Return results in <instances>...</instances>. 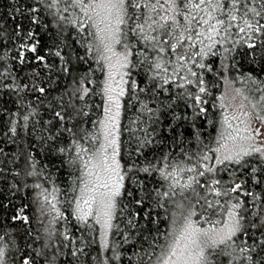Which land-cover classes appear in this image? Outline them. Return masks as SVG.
<instances>
[{
  "label": "snow or ice",
  "instance_id": "1",
  "mask_svg": "<svg viewBox=\"0 0 264 264\" xmlns=\"http://www.w3.org/2000/svg\"><path fill=\"white\" fill-rule=\"evenodd\" d=\"M16 11L21 17L27 16L30 24L45 32L48 25L41 23L40 16L47 13L51 17L50 22L55 25V36L49 34L51 44L42 43L40 33L31 29L22 31V24L17 23L12 31L23 42L16 48V56L12 59L21 66L34 64L35 67L25 79L21 69H16V73H20L17 75L6 63L0 64V91L8 90L15 94L17 100L23 99L20 96L23 91L37 93L36 100L43 102L42 98L51 94L52 85L51 79L43 83L39 69H46L49 77L53 70L69 76L76 63L88 65L90 59H95L97 63L107 62L108 81L102 91L108 107L104 109V119L99 121V131L93 134L97 144L87 160L81 159L83 166L89 170V176L93 175L90 166L102 169L107 175L101 181L99 174H96L94 187L85 191L88 189L85 183L84 188L79 190L78 198L70 202L75 205L72 215L77 221L87 224L89 217H92L100 226L102 233L98 242L103 249L111 252L114 245L110 243V236L114 229L117 233L121 232L119 224L113 221L118 198L124 197L130 198L129 202L137 206H142L148 197H153L161 208L164 207L162 201L168 200L180 209L179 217L173 213L174 227L165 236V243H155L159 240V237H155L149 244L154 251L144 252L141 257L144 264H216L221 255L228 256L230 260L234 258L233 252L227 251L233 237H246L252 230L264 236V218L252 212L249 214L252 219L246 223L244 213L248 212V208L242 199L248 197L250 204L264 199L252 191V188L264 185V131L261 127L253 128L251 124H246L244 135L241 136L239 131L235 135L228 134V138L233 141L239 137L242 141L253 143L233 144L229 149L224 133H221L218 141L220 146L216 149L209 148L206 152L192 155L181 149L183 159H176L166 153L149 160L144 155V149L153 143L149 138L151 133L132 121L133 126L125 128L128 133V140L124 144L127 159L123 164L117 159L121 152L119 116L125 95H128L129 103L139 100L140 93L150 95L155 102L161 93L180 89L175 92L173 99L191 101L188 106L193 109V115L200 116L207 111L202 106L207 104L204 96L208 94L203 76L205 72L211 71L210 63H206L210 57L234 60L233 54L239 50L240 55L253 60L256 57L264 59V0H33L23 11L19 7ZM12 19L16 20V17ZM69 27L72 29L71 35L68 34ZM0 43H3L2 35ZM115 45H120V53L115 51ZM78 48L83 49V55ZM245 48L247 52L243 51ZM28 53L31 55H26ZM50 57L59 58V64L51 63ZM113 57H117L115 64L112 62ZM4 60V55L0 53V61ZM138 66H143L146 87L137 84L132 77V72ZM91 72L89 66L73 78L66 102L62 95L52 96V101L46 105L51 112L46 125L52 126L51 131L47 127L44 129L43 139L46 143L56 145V141L65 133L74 146L78 145L77 137L81 140L89 138L83 123L75 131L69 125L78 120L83 121L88 116L85 98L92 93ZM117 75L119 80H116ZM126 84L129 85L127 92L124 87ZM74 101H79V105ZM139 103L138 111L150 114L140 122L141 125L150 124L156 119L159 109L150 108L143 101ZM34 114L29 112L22 116L21 129L27 127V122ZM256 119L264 126V115L257 113ZM93 123L95 126L96 122ZM225 123L231 128L227 117ZM16 133L17 127L10 124L3 134L9 136ZM179 135L177 133L174 137L177 142ZM49 151L63 153L66 149L56 145L55 148L50 147ZM85 151L88 150L81 147L76 151V156L80 157V153ZM3 152L4 149L0 147V154ZM208 152L213 155H208ZM141 172L146 175L157 173L163 182H167L166 186L162 183L160 187L145 190L137 179ZM185 174L186 179L180 183L176 177ZM35 187L39 188L40 185ZM44 192L41 193L40 214L46 213L44 203H47L57 216H62L52 204L56 197L51 196L50 199ZM72 192H77V189L73 188ZM177 195L181 197L180 201L175 200ZM93 204L96 205L95 213ZM197 210L201 219L209 213L219 217L215 221L211 217L205 221L212 223V228L196 226L192 217L197 215ZM139 215L135 213L126 219L125 227L130 233L137 229ZM11 219L28 226L27 216L17 214ZM216 224L222 226L216 228ZM133 234L140 233L136 231ZM26 235H32L30 226ZM61 235L68 242L64 247L74 243L71 236ZM48 236L51 238L50 232ZM143 239L147 240L148 237ZM124 240L131 242L132 236L124 234ZM3 241L4 235H0V264H4L6 255ZM48 246L44 245L45 248ZM258 246L260 252H264V240L239 247V258L244 264H264V259H258ZM13 247L19 264H36V258L42 255L37 252L36 257H33L30 244L27 254L24 249L17 247L15 241ZM83 254L82 247L70 251L72 257ZM119 258L118 255H111L108 260Z\"/></svg>",
  "mask_w": 264,
  "mask_h": 264
},
{
  "label": "trees",
  "instance_id": "2",
  "mask_svg": "<svg viewBox=\"0 0 264 264\" xmlns=\"http://www.w3.org/2000/svg\"><path fill=\"white\" fill-rule=\"evenodd\" d=\"M32 2L33 0H0V35L3 36V43H0V53L5 57V60L0 61V64L6 63L14 73H16V69H21L25 79L35 65L21 66L12 59L16 56V48L23 42L12 31L15 25L21 23L22 31L31 29L40 33L39 38L45 44H51V37L55 36V25L50 22L51 17L47 13L40 16L41 23L48 25L46 32L42 28L30 24L27 16L21 17L17 13L18 7L23 11L24 7ZM13 16L16 17V20L12 19ZM71 33L72 29L69 27L68 34L71 35ZM77 50L83 55V49L78 48ZM243 51L247 52L248 50L245 48ZM26 55L30 56L31 54ZM233 55L234 60H223L222 57L217 56L210 57L206 61L211 65V71L205 72L203 76L204 86L207 88L208 94L204 96L207 104L202 106L207 111L200 116L193 115V109L188 106L191 101L173 99L175 92L181 91L180 89H176L175 92L170 89L168 93H161L155 102L150 95L140 93L139 100H132L129 103V97L125 95L121 101L119 126L121 152L118 158L121 163L123 164L124 160L127 159L124 144L128 140V133L125 128L133 126L132 121H136L137 125L145 127L151 133L149 138L153 143L144 149V155L149 160L166 153L176 159H183L181 149L192 155L206 152L209 148L218 147L220 135L225 129V115L220 106V96L224 92L226 82L230 81L241 90L249 92L253 88L258 90L264 88V59L256 57L253 60L240 55L239 50ZM50 62L58 65L59 58L50 57ZM89 66L92 68L91 79L93 83L90 86L92 93L85 98L88 104V116L83 118V121L78 120L75 124L69 125L75 131L77 126L83 123L89 138L81 140L77 137L78 145L74 146L70 144V137L65 133L56 141V145L65 148L66 151L63 153L49 151L50 147L55 148L56 145L46 143L43 139L44 129L47 127L51 131L52 127L46 125V121L51 116L46 105L52 101V96L62 95L66 102L69 99L67 93L71 92L73 78L78 77ZM39 72L43 78V83H47L51 79L52 85L51 94L47 98H42L43 102L36 100L37 93L23 91L20 93L23 99L17 100L15 94L9 93L8 90L0 91V147L4 149L3 154H0V235H4L3 244L6 245L4 264H19L13 241L17 247L25 250V254H27L29 244L33 250V257H36L37 252L42 253L36 258V264H144L141 259L144 252L154 251L153 248L149 247V244L154 241L155 237H159L155 243L164 244L165 236L174 227L172 225L173 213L177 217L180 214V209H177L170 201H162L164 207L161 208L156 204L153 197H148L142 206L130 203V198L127 197L118 198L116 218L113 223L119 224L121 232L117 233L115 229L113 230L110 243L114 245V248L111 252L103 249L98 242L100 238L97 225L91 224L90 221L84 224L77 221L72 215V209L75 206L70 202L77 196V192H72V189H78L80 178L76 151H79L81 147L88 149L93 145V141L96 140L93 134L98 128L99 121L104 117V109L107 107V101L102 91L106 79L103 64L97 63L95 59H90L88 65L76 63L73 65L72 74L69 76H64L53 70L49 77L47 70L43 68L39 69ZM16 74L19 75L20 73ZM132 77L137 84L147 86L143 66H138L136 71L132 72ZM130 82L129 80V84ZM248 86L253 88H248ZM128 90L129 85L127 84L126 92ZM140 101L147 103L150 108L159 109L156 119L150 124L141 125L140 123L150 115L138 111ZM74 102L79 105V101ZM53 103L55 102L53 101ZM29 112L35 114L27 122V127L21 129V118ZM13 113L17 115L12 116ZM93 122H96L95 126ZM10 124L17 127V133L5 136L3 133L7 131ZM177 133L180 134L178 142L174 140ZM157 141L160 143L157 144ZM208 155L212 156L213 153L208 152ZM29 172L35 174L28 175ZM186 176L187 174L183 177L178 176L176 179L183 183ZM137 179L142 182L145 190L160 187L162 183L165 186L167 184L155 172L150 175L141 172ZM125 183L127 184V177ZM37 184L40 185L39 188L35 187ZM44 190L47 191L44 192ZM252 191L264 198V185L254 187ZM42 192L45 195L51 194V196L56 197L58 210L62 214V216L52 220L53 224L46 213L40 214ZM242 199L248 208V212L244 213L246 223L252 219L249 215L252 212L258 213L261 218H264V199H258L255 204L248 203V197H242ZM175 200L180 201L181 197L177 195ZM135 213L140 215L136 220L138 227L133 230V233L139 231V235L130 233L129 229L125 227L126 219ZM145 213H147L146 217ZM17 214L28 217L31 236L26 235L28 226L22 225L20 221H12L11 218ZM209 217L211 220H216L218 216L209 213L204 218L208 220ZM50 224L53 227L51 238L45 233V230L50 229ZM62 233L73 238L74 243H71L70 247H64L65 243L68 242L63 240ZM124 234L132 236L131 242H125ZM145 236L148 237L147 240L143 239ZM260 240H264V236L255 230L250 231L246 237L241 235L233 237L232 241H229L231 247L227 251L233 252L234 258L230 260L228 256L221 255L216 264H244V261L239 258V247L250 246L253 245L254 241ZM45 244L49 246L45 248ZM81 247L84 249L83 255L78 257L70 255L73 248ZM155 250L158 251V249ZM256 252L260 253L258 259H264V252H260L259 246L256 247ZM111 255H118L120 258L114 261L108 260Z\"/></svg>",
  "mask_w": 264,
  "mask_h": 264
},
{
  "label": "rangeland",
  "instance_id": "3",
  "mask_svg": "<svg viewBox=\"0 0 264 264\" xmlns=\"http://www.w3.org/2000/svg\"><path fill=\"white\" fill-rule=\"evenodd\" d=\"M115 51L117 53H120L122 51L120 45H115ZM116 61H117V57H113V61H112L113 64H115ZM101 63L103 64V66L105 68V72H106L105 83H106L108 81V76H107L108 66H107L106 61H101ZM125 79L127 80L128 77H125ZM116 80H119L118 75L116 76ZM124 87L126 89L127 84L124 85ZM248 88H253V87L248 86ZM253 105H255V108L253 107ZM220 106L223 109L225 117H227L228 123L231 124V128H229L228 124L225 123L224 124L225 129L223 131L224 136H225V142L227 143L229 149H231L233 147V144L246 145L248 143L254 142V141H242L241 139H239V137H237V139L235 141L228 138L229 133H232L233 135H235L237 131H239L241 136L244 135V129H245L246 124H251V126L253 128L261 127V130L264 131V126H261L260 121L258 119H256L257 113L264 115V88L262 90H258V89L253 88L250 92L249 91H243L240 88L236 87L232 82L227 81L226 85H225L224 92L220 96ZM107 107H108V104H107ZM120 115H121V110H120ZM103 119H104V117L102 118V120ZM120 120H121V116H119V126H120ZM224 122H225V118H224ZM98 131H99V128H97L95 133H97ZM96 144H97V141L94 140L93 145L87 149L88 151L81 152L80 157H78L77 164L79 165L80 178H79L76 198H78L79 190L84 188L85 183L88 184V189H86L85 191H88L92 187H94L96 174H99L101 181L107 175L102 169L90 166L93 175L89 176L88 175L89 170L86 169L83 166V164L81 163V159L87 160L89 158V155L93 151L94 146ZM117 159H119V158L117 157ZM101 190H103V189H101ZM46 195H49V197L51 199V194H46ZM52 204H55L56 209L58 210L56 199L52 200ZM44 205H45V209L47 210L46 216L48 218L49 217L51 218L50 222H52V224H53L52 220L56 219L59 216H57L56 211L51 210L49 204L44 203ZM92 209H93V213H95V211H96V205L95 204L92 205ZM59 213H60V211H59ZM218 218L219 217H217V219ZM224 218L226 219V216ZM192 219L196 223L197 227H200V228H212L213 227L212 223H206L205 218L201 219V217H199V210H197V215L193 216ZM88 221H90L91 224L97 225L95 223V221L92 219V217H89ZM213 221H215V220H213ZM52 224H50V229L48 231L45 230L46 234H48L49 232L50 233L53 232ZM178 225H179V222L177 223L176 227H178ZM221 226H222L221 224L215 225L216 228H220ZM97 227H98L99 238H100V234L102 233V230L100 229L99 225H97Z\"/></svg>",
  "mask_w": 264,
  "mask_h": 264
}]
</instances>
